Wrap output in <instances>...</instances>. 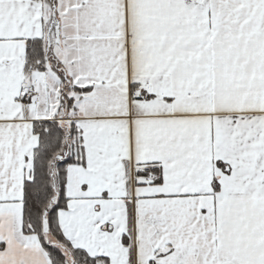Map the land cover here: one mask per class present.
<instances>
[{
  "label": "snow or ice",
  "instance_id": "obj_1",
  "mask_svg": "<svg viewBox=\"0 0 264 264\" xmlns=\"http://www.w3.org/2000/svg\"><path fill=\"white\" fill-rule=\"evenodd\" d=\"M0 264H264V0H0Z\"/></svg>",
  "mask_w": 264,
  "mask_h": 264
}]
</instances>
